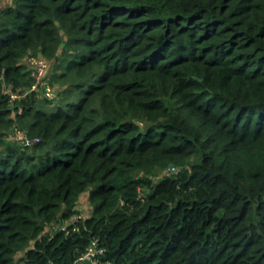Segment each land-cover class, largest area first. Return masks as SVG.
<instances>
[{
    "label": "trees",
    "instance_id": "1",
    "mask_svg": "<svg viewBox=\"0 0 264 264\" xmlns=\"http://www.w3.org/2000/svg\"><path fill=\"white\" fill-rule=\"evenodd\" d=\"M12 1L0 130L30 143L0 148V264H264V0ZM59 48L53 109L9 106Z\"/></svg>",
    "mask_w": 264,
    "mask_h": 264
},
{
    "label": "rangeland",
    "instance_id": "2",
    "mask_svg": "<svg viewBox=\"0 0 264 264\" xmlns=\"http://www.w3.org/2000/svg\"><path fill=\"white\" fill-rule=\"evenodd\" d=\"M4 2H5L6 5H8L7 3L13 2V1L12 0H10V1L4 0ZM4 2H3V0H0V8H4L3 5H1V4H4ZM57 51L58 52L55 55L56 57L55 56H52V57H46L45 56L46 60L48 62L47 77L50 78V80L52 81V84H50V86H51L50 88L54 92V97L56 95V90H58L60 88V85L57 82H54L51 79V77L56 72H60L61 71L60 69L63 68L64 65H61L60 61L63 58V56L65 55V51L66 50H62V48H59ZM29 55H31V54H28V56ZM20 62L24 66L23 60H20ZM24 68H25V66H24ZM29 75H30V73H29ZM33 80H34V78H33ZM34 81L32 82L31 86L28 89H26L25 91H21V88H17V89L14 90V89H12V87L9 84H7V83L5 84L3 82L2 83L3 84V86H2L3 87V91H4L5 95L8 96V103L7 104L9 106L13 107L14 101L24 98L25 95L27 93H30V92H37V93L41 94V86L35 84ZM53 98L51 99L52 101L43 102L46 105V108L48 110L53 109V106H55V104L59 101L58 98L57 99L56 98L53 99ZM38 103H41L40 99H38ZM11 115L12 116L14 115L13 112L11 113ZM0 131H1L0 132V142H1L0 143L1 144L0 148H3V142H13V143H17V144L21 143L22 145H23V143H24V145L30 143L28 138L24 134V132L22 130H19L16 127H13V126H12V128H7L6 127V128L1 129ZM174 168H176V167L174 166ZM166 170H170V169L166 168ZM86 197H87L86 193H82L80 195L79 200L77 201V206H78L77 208H78L79 212L77 214L73 215L70 219H68L69 223L76 224L80 220H83L85 217H88L90 215V212H91L90 204L86 202V200H85ZM68 225H69L68 221L61 222L59 226L55 227V230L57 228L58 229H62V230H66ZM49 230L52 233L54 231V228L49 229Z\"/></svg>",
    "mask_w": 264,
    "mask_h": 264
},
{
    "label": "built area",
    "instance_id": "3",
    "mask_svg": "<svg viewBox=\"0 0 264 264\" xmlns=\"http://www.w3.org/2000/svg\"><path fill=\"white\" fill-rule=\"evenodd\" d=\"M23 64L25 66V70L30 73V75L34 78V83L41 86V93L44 97L48 99H52L54 97V92L51 90L50 83L48 82L47 77V68L48 62L46 58L42 55H27L22 58ZM166 170L167 172H175L176 168L174 166H170ZM101 251L99 250V253ZM96 256V251L92 246H88L85 253L80 257L81 259L92 260V257ZM95 259H93V262ZM47 264H53L51 262ZM94 264V263H93Z\"/></svg>",
    "mask_w": 264,
    "mask_h": 264
},
{
    "label": "crops",
    "instance_id": "4",
    "mask_svg": "<svg viewBox=\"0 0 264 264\" xmlns=\"http://www.w3.org/2000/svg\"><path fill=\"white\" fill-rule=\"evenodd\" d=\"M8 1H10V0H8ZM3 2H4V0H3ZM8 5H6L5 4V2H4V4H1V5H3V7H5V6H9L10 4H11V2H9V3H7ZM86 196H87V192H86Z\"/></svg>",
    "mask_w": 264,
    "mask_h": 264
},
{
    "label": "bare ground",
    "instance_id": "5",
    "mask_svg": "<svg viewBox=\"0 0 264 264\" xmlns=\"http://www.w3.org/2000/svg\"><path fill=\"white\" fill-rule=\"evenodd\" d=\"M98 79V78H97Z\"/></svg>",
    "mask_w": 264,
    "mask_h": 264
}]
</instances>
